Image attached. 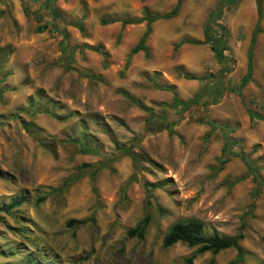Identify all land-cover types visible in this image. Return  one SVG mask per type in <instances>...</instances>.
<instances>
[{"label":"rangeland","instance_id":"obj_1","mask_svg":"<svg viewBox=\"0 0 264 264\" xmlns=\"http://www.w3.org/2000/svg\"><path fill=\"white\" fill-rule=\"evenodd\" d=\"M45 1L0 0V206L24 197L0 212V264H27L29 257L37 264H184L190 256L192 264H231L232 248L214 256L181 242L163 248L168 227L184 219L221 237L242 226L241 259L232 264H264L263 61L240 89L238 74L224 75L222 94L209 105L220 65L188 96L180 93L179 52L189 58L198 47L175 50L163 40L160 51L141 59L145 69L131 68V32L126 42L117 21L127 9L115 5L133 2L140 11L143 2L161 0ZM55 14L65 23L58 28ZM62 30L67 46L77 48L68 63L59 49ZM257 57L264 59V45ZM169 86L182 101L202 96L180 112L166 107L167 98L154 100ZM208 122L225 130L206 136ZM224 138L249 154L259 179L238 157L219 168ZM145 217L143 237L127 238Z\"/></svg>","mask_w":264,"mask_h":264},{"label":"trees","instance_id":"obj_2","mask_svg":"<svg viewBox=\"0 0 264 264\" xmlns=\"http://www.w3.org/2000/svg\"><path fill=\"white\" fill-rule=\"evenodd\" d=\"M51 0H46L44 5L45 7L51 6L50 3ZM176 4L174 8L161 16H152L150 15L146 10H142V19L146 21V29L142 36L139 38L138 42L134 47H132L129 50L128 57L138 51H145L144 48V42L146 39V36L149 33V24L157 19H169L174 17L181 5V0H175ZM238 0H219L213 9L209 11V13L206 16L204 30H203V41H189V40H183L179 42L178 45L187 43L191 45H201L206 44L209 47L210 52L213 54V58L215 62L220 65V68L217 71V78L218 83L215 85V87H212L209 94V100L207 101V104H215L217 100L220 98L222 94V78L224 75L231 72L232 69V62L231 60L227 59L225 55L223 54L224 51L227 48V33L224 30V28L218 23L220 20L221 14L225 8H230L233 6ZM263 0H254L255 8H256V25L250 35L249 43L246 51V67H245V73L240 78L238 83V89L244 87L249 81H251V75H252V51L255 44V38L258 33H260L259 23L261 19V4ZM24 13H26V9L23 8ZM36 21L38 22L40 20V15L38 14L36 16ZM138 21L135 20H122L121 26L129 25V24H136ZM51 23L53 27H57L58 25L62 24L64 25V21L57 15H53V18L51 19ZM75 26L80 32H81V26L79 23L72 24ZM119 39V34L117 35V40ZM67 35L64 30L61 32V40L59 42V49L61 52V59L62 61H65L68 63L70 61L71 54L77 50V48H69L66 43ZM97 48H95L96 50ZM128 59V58H127ZM127 64V60L125 61V66ZM199 81H207L209 78L208 76H203L197 78ZM167 91L172 92V88H161ZM205 90V89H204ZM207 91V89H206ZM204 92V91H203ZM202 94H195L191 99L187 101H182L177 99L174 95L172 97V102L169 105L161 104L162 106H166L167 108L171 109H178L180 112H183L187 110L190 106L195 105L198 103L199 99L201 98ZM136 105H139L138 102L135 103ZM145 111H150L149 109ZM249 117H253L251 114H249ZM179 117L176 118L174 121L171 122H165L164 128L167 130H170L171 127L178 121ZM209 126V131L207 132L206 136H208L212 131L216 129L225 130V126L223 124L214 125L212 122L206 123ZM235 144L229 139L224 138L223 147L221 149V155L217 159V162L219 164V168L223 166L230 157H238L243 164V166L246 169V174L251 177L252 180H257L259 177L257 176V168L253 161L249 159V154H243L240 151L235 152L233 151V147ZM79 152L87 154L88 151L83 150L82 148L79 149ZM127 156L128 153H125ZM257 190H255L252 194V196H256ZM44 198L39 199V202L43 201ZM24 202V197H16L12 198L8 203H6L3 206H0V212L3 213H9L11 210L19 207ZM87 221H93L92 217L86 220H67L65 222V226L72 227V226H79L85 224ZM147 224V217H145L141 222L137 223L134 227L129 228L126 230L125 235L127 238H137L141 239L143 237L145 228ZM242 226H240L239 231L230 237H221L216 232H212L211 234H207L203 229V224L196 220V219H184V220H177L173 222L168 229L166 230L165 234L163 235L161 246L163 248L170 247L174 245L175 243L181 242L184 243L189 248H196L195 253L196 254H202L205 252L210 253L211 256L216 255L218 252L232 248L236 251L234 260L232 263H237L241 259V253L238 246L239 241L242 240L243 235L241 233ZM193 256L187 257L184 259V264H192ZM213 260L212 258L208 261L207 264H212ZM27 264H37L33 262V260L28 258Z\"/></svg>","mask_w":264,"mask_h":264},{"label":"crops","instance_id":"obj_3","mask_svg":"<svg viewBox=\"0 0 264 264\" xmlns=\"http://www.w3.org/2000/svg\"><path fill=\"white\" fill-rule=\"evenodd\" d=\"M161 1H157V3L155 1L154 3H150L148 1L143 2L140 5V11H137L133 2H121L115 5V8L117 9L116 11L124 10L125 8L127 9L126 16L123 15L117 17V21H138L136 24L125 25L127 30L125 34V41H128V39H126L127 33L131 32L129 36L131 40L127 42L128 45H131V48L136 45L146 29V21L141 20L143 17L141 14L142 10H146L152 16H161L170 12L176 4L175 0H163L162 2L167 3L163 4L161 7ZM218 1L219 0H181L179 10L174 17L152 21L149 24V33L144 42L145 51H138L129 56L131 57L129 58L131 60V68L143 67V69H145L146 66L141 64V59H143L148 50L160 51V46L162 44L159 45V43L163 40H166V46L170 45L169 47H172V49L176 47L175 50L180 49L182 46L185 49L198 47L200 48L199 52L196 54L193 53L189 58H185V54L181 55L182 51L179 52V59H181L179 60V64L181 66L180 71L182 72V80L179 84L183 86L180 93L188 96L190 94V90L196 87V81L201 82L197 78L208 76V73L213 72L214 64H218L215 62L213 54L210 52L209 47L206 44L191 45L183 43L178 46L177 44L183 40L198 42L203 41V30L206 16ZM231 8L232 12L225 15V12ZM256 20L257 16L254 0H238L233 6L223 10L220 20L218 21L227 33V48L223 54L232 62L231 72L227 75L234 72L235 75L238 74L241 78L245 73L246 51L250 35L256 25ZM259 28L260 33H258L255 38V44L252 51V75L257 63L260 61H263L262 63H264V59L257 57L258 50H260V48L264 45V0L261 4V19ZM158 90L161 91H156L154 93V100L158 99V101H162L167 98L170 100L169 103L172 102L174 94L173 91L171 93L170 91L164 89L162 90L160 88ZM160 103L163 104L165 102H159V104Z\"/></svg>","mask_w":264,"mask_h":264}]
</instances>
